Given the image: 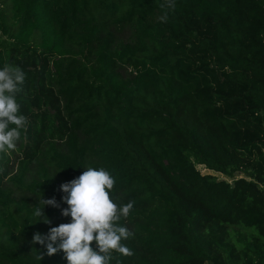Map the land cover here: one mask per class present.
I'll return each instance as SVG.
<instances>
[{"label": "trees", "instance_id": "16d2710c", "mask_svg": "<svg viewBox=\"0 0 264 264\" xmlns=\"http://www.w3.org/2000/svg\"><path fill=\"white\" fill-rule=\"evenodd\" d=\"M162 4L0 0L28 120L0 153V264H68L32 238L71 222L61 185L88 167L133 203L111 264H264V0Z\"/></svg>", "mask_w": 264, "mask_h": 264}, {"label": "clouds", "instance_id": "9594fccd", "mask_svg": "<svg viewBox=\"0 0 264 264\" xmlns=\"http://www.w3.org/2000/svg\"><path fill=\"white\" fill-rule=\"evenodd\" d=\"M162 9H174L175 0H166ZM166 21L167 15L160 17ZM25 81V73L19 67L6 64L0 70V153L15 150L21 139V132L28 124L27 117L20 113L17 94ZM115 178L105 168L88 167L76 179L61 185L65 193L62 200L67 208L64 217L71 222L50 229L47 236L36 233L33 244L45 245L47 255L53 256L63 251L68 264H111L113 253L124 257L134 255L133 250L123 241L133 237V233L121 226V218H127L133 203L117 205L111 198ZM46 206L59 207L55 198L38 201L34 215L43 216L44 223L50 220L44 215ZM40 222V221H38ZM95 242L98 251L91 246ZM38 255L37 259L42 260ZM116 264H121L119 260Z\"/></svg>", "mask_w": 264, "mask_h": 264}, {"label": "rangeland", "instance_id": "374dc122", "mask_svg": "<svg viewBox=\"0 0 264 264\" xmlns=\"http://www.w3.org/2000/svg\"><path fill=\"white\" fill-rule=\"evenodd\" d=\"M199 168H200L202 174H211V175H214L215 177H218V178H225L226 180H230L228 177H225V176H223L221 174H217V173L208 171V170H206V169H204L202 167H199Z\"/></svg>", "mask_w": 264, "mask_h": 264}]
</instances>
